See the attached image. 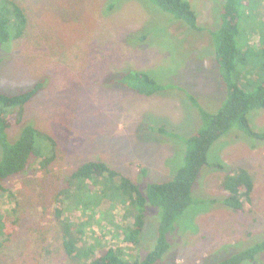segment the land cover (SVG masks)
<instances>
[{
  "label": "rangeland",
  "instance_id": "1",
  "mask_svg": "<svg viewBox=\"0 0 264 264\" xmlns=\"http://www.w3.org/2000/svg\"><path fill=\"white\" fill-rule=\"evenodd\" d=\"M18 1L27 26L22 36L0 44V91L20 93L39 81L43 87L26 104L22 122L7 132L17 139L33 125L56 138L58 155L47 167L35 160L0 179V212L14 221L11 236L0 239V264H88L63 247L59 190L73 170L93 159L129 175L143 190L151 181L174 177L170 170L181 164L184 139L202 125L188 94L212 113L228 95L214 49L226 0H189L199 28L151 0ZM238 25L244 60L237 61L233 78L253 92L264 78V0H245ZM129 70L149 72L164 89L145 95L121 85L120 76ZM249 118L264 130V107L252 109ZM160 126L178 140L152 129ZM208 155L211 164L202 167L194 187L195 205L177 221L170 247L156 264H217L264 240V142L233 127ZM218 161L223 167L214 165ZM236 167L255 179L252 203L241 211L220 197L224 175ZM104 203L109 210L104 218L96 213L85 238L101 253L114 246L128 260L143 258L156 245L162 208L147 204L140 243L133 245L117 226L119 203L113 209ZM82 212L65 215L79 221ZM257 257L264 264V251Z\"/></svg>",
  "mask_w": 264,
  "mask_h": 264
},
{
  "label": "trees",
  "instance_id": "2",
  "mask_svg": "<svg viewBox=\"0 0 264 264\" xmlns=\"http://www.w3.org/2000/svg\"><path fill=\"white\" fill-rule=\"evenodd\" d=\"M151 1L177 18L183 19L193 28H199L198 15L189 0ZM244 1L226 0L221 12L220 27L214 33L215 55L228 90L227 98L220 109L212 113L199 103L195 95L188 94L200 113L202 125L184 139L185 151L182 152L181 164L177 169L170 170L171 176H174L172 179L151 181L143 190L129 175L97 159L81 163L69 174L66 184L57 194L62 205L57 208V216L61 219L63 247L71 258L76 261L87 259L88 264H156L170 247L169 236L176 231L177 221L189 212L187 210L191 205H195L194 187L198 183L202 167L211 164L208 154L214 142L233 127L264 142V130L255 129L249 118L252 109L264 107V78L253 92H247L233 78L237 61L244 60L236 41L239 33L238 19ZM26 26V12L19 1L0 0L1 46L22 36ZM119 82L145 95H152L164 89L152 74L144 70L126 71L120 76ZM42 87L43 82L39 81L20 93L8 94L0 91V179L23 172L35 160H38L41 166L47 167L57 158L58 141L52 134L33 125L26 126L17 139H11L7 132V129L22 122L26 104ZM152 129L175 136V140H178L177 133L163 126ZM174 138L171 139L175 141ZM214 165L223 167L219 161ZM142 171L145 175L146 169L143 168ZM221 185L226 192L220 197L230 208L241 211L252 203L255 179L248 169L236 167L229 170ZM1 201L0 187V203ZM105 201L110 202L111 209L116 206L115 203H119L116 207L122 213L118 217L117 226L123 234L124 242L133 245L140 243V235L146 225L147 204L162 208L156 245L143 258L128 260L114 246L101 253L103 248L98 251V245L85 238L88 227L98 220L96 213H101L98 216L104 218V213L109 210L103 207ZM215 201L214 199L213 202ZM205 203L206 201L197 202L199 205ZM208 203L212 204V200ZM76 209L83 210L81 220L74 221L65 215L66 211ZM8 216L0 212V239L8 238L12 234L14 221H8ZM263 251L264 240L232 254L217 264H259L257 255Z\"/></svg>",
  "mask_w": 264,
  "mask_h": 264
}]
</instances>
